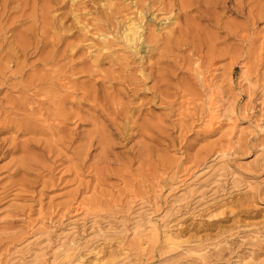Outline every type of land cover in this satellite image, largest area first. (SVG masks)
<instances>
[{
	"label": "rangeland",
	"instance_id": "rangeland-1",
	"mask_svg": "<svg viewBox=\"0 0 264 264\" xmlns=\"http://www.w3.org/2000/svg\"><path fill=\"white\" fill-rule=\"evenodd\" d=\"M2 1L0 264H264V0Z\"/></svg>",
	"mask_w": 264,
	"mask_h": 264
},
{
	"label": "bare ground",
	"instance_id": "bare-ground-1",
	"mask_svg": "<svg viewBox=\"0 0 264 264\" xmlns=\"http://www.w3.org/2000/svg\"><path fill=\"white\" fill-rule=\"evenodd\" d=\"M3 2V3H2ZM1 5H3L2 7L6 8L7 7V3L8 0H4L2 1ZM3 9V8H2ZM141 25L139 23H136L134 21H130L124 28L123 31V38L125 43L133 48V49H139L140 45V41L142 39V33H141ZM218 104V103H217ZM212 105V104H211ZM219 105V104H218ZM210 111V122H212L213 120H216L217 118L221 117L220 116V109L218 108H214L213 106H211V108H209Z\"/></svg>",
	"mask_w": 264,
	"mask_h": 264
}]
</instances>
